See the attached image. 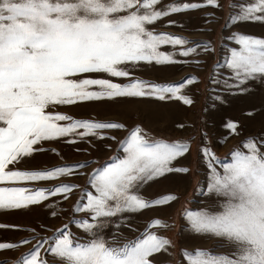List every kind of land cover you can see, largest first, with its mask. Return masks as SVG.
Listing matches in <instances>:
<instances>
[{"label": "snow or ice", "instance_id": "1", "mask_svg": "<svg viewBox=\"0 0 264 264\" xmlns=\"http://www.w3.org/2000/svg\"><path fill=\"white\" fill-rule=\"evenodd\" d=\"M158 3L159 0H0V182H33L79 174L77 170L92 161L40 170H21L14 165L40 151L41 142L65 137H72V142L87 136L104 137L103 129L125 127L114 121L76 119L50 110L56 105L143 97H176L185 104L193 103L182 90L199 79L194 75L179 83L164 84L140 78L121 84L91 75L130 77L129 65L182 63L175 60L174 52H163L160 46L180 45L179 54L187 57L200 45L190 44L179 35L156 33L149 25L170 12L221 7L219 0L172 4L166 8H157ZM231 19L264 21V0L242 5ZM228 39L239 45L230 49L226 61L237 85L264 77V37L236 32ZM89 86L98 89L90 90ZM226 127L234 132L237 125L229 121ZM117 146L123 154L91 170L86 181L91 190L81 188L82 199L74 209L87 213L73 217L72 222L88 238L74 237L65 224L50 236H33L35 244L14 264H49L48 259L40 257L45 245V251L53 257L52 264H160L155 257L174 247L171 239L152 230L153 226L166 227L164 221L154 218L139 235L123 238L122 242L115 235L106 237L102 230L125 212L176 199L168 193L148 200L139 189L166 173H187L188 167L172 165L190 151V139L154 138L136 125ZM243 148L246 151L231 150L229 163H219V157L210 148L201 149L207 167V195L216 198L219 210L185 208L183 215L192 233L215 238L230 251L183 249L187 264H264V139L249 137ZM75 188L80 185L68 182L51 187H0V209L28 208L57 194L67 199ZM51 214L57 215L55 211ZM28 242V238L17 243L0 242V249Z\"/></svg>", "mask_w": 264, "mask_h": 264}, {"label": "rangeland", "instance_id": "2", "mask_svg": "<svg viewBox=\"0 0 264 264\" xmlns=\"http://www.w3.org/2000/svg\"><path fill=\"white\" fill-rule=\"evenodd\" d=\"M204 0H159L157 8L172 4L198 3ZM251 0H219L221 7L203 6L195 9H182L170 12L149 25L156 33L165 32L182 36L200 47L194 54L185 57L179 54L180 45H161L163 52H174L175 60L182 63L157 65L141 62L138 66L129 65L130 77H112L110 74L95 73L94 77L112 79L116 83H128L140 78L153 83H179L194 75L199 79L185 86L183 94L193 103L185 104L172 97L161 100L158 97L114 98L96 101L76 102L71 105H56L54 111L70 115L76 119L114 121L125 125L120 129H103L104 137L87 136L72 142V137L56 138L41 142V149L29 158L14 165L21 170H40L62 164L92 161L79 174L65 175L52 179L33 182H0V187H51L60 182L75 183L80 188L72 190L67 199L60 194L49 197L39 205L16 210L0 209V242L17 243L28 238L27 244L15 248L0 249V264H14L35 244L33 236H50L56 229L67 224L74 237L87 239V233L72 222L73 217L87 215L85 211L75 212L77 201L82 199L81 188L91 190L86 184L88 174L93 168L111 163L112 157L122 155L123 149L118 142L128 130L140 125L154 138L167 141L190 139V151L173 162V167H188L187 173L171 172L144 184L139 193L148 200L171 193L176 199L167 203L150 205L137 212H125L122 217L114 218L102 231L106 237L123 238L139 235L148 222L154 218L164 221V226H153V231L171 239L174 247L168 253L161 252L155 259L160 264H187L181 250L196 248L209 249L214 253H226L230 249L221 246L215 238L192 233L184 218L185 208L195 211L208 208L218 211L216 198L207 195V167L201 149L208 147L219 157V163H229L231 150L243 148V142L254 137L264 139V77H257L237 85L227 66L230 49L239 47L235 40L228 39L233 33L264 37V21H240L231 19L238 14L240 7ZM212 13L213 15H208ZM168 21H174L169 24ZM211 42L208 44L207 42ZM207 48V51L202 49ZM198 61V63H197ZM228 85H232L229 87ZM97 90L98 86H89ZM243 89V90H241ZM229 121L236 122L233 132L227 128ZM82 131V129L80 130ZM111 137H115L112 139ZM50 149H55L51 151ZM219 163L217 167L219 168ZM10 167H13L10 165ZM83 202H86L84 200ZM51 205V206H46ZM82 208V204H81ZM55 211L57 215L51 213ZM119 225V227H117ZM7 226V227H5ZM16 226V227H12ZM35 229V231H31ZM41 248L40 257L52 264V255ZM194 254V252H193Z\"/></svg>", "mask_w": 264, "mask_h": 264}]
</instances>
